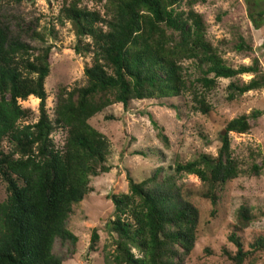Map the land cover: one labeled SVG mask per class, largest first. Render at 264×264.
I'll list each match as a JSON object with an SVG mask.
<instances>
[{
	"label": "trees",
	"instance_id": "trees-1",
	"mask_svg": "<svg viewBox=\"0 0 264 264\" xmlns=\"http://www.w3.org/2000/svg\"><path fill=\"white\" fill-rule=\"evenodd\" d=\"M93 1L104 11L89 8L83 0H61L56 14L57 22L68 21L75 31L74 52L91 53V64L84 67L83 85L70 89L58 85L53 117L46 108L44 84L53 47L48 38L54 41L56 29L48 24L38 30L23 28L17 22L13 31L0 14V178L7 193L0 203V264H62V257L53 251L55 241L76 244L78 237L68 227L75 205L92 191L91 178L111 169L110 142L89 118L114 104L185 94L190 95L194 111L209 116L208 96L217 79H235L227 86L229 100L264 88V70L257 58L234 68L208 38L206 19L194 8L206 0ZM260 2L264 0H253L255 5ZM257 15L251 16L256 27L264 21V12ZM247 43L238 36L233 48L250 49ZM185 61L194 64L198 76L189 72ZM244 73L253 76L240 83L238 76ZM31 95L39 99L38 118L21 124L32 112L18 101ZM260 114L252 110L224 120L218 126L215 156L203 153L176 162L173 174L165 177L160 169L140 182L128 177V191L107 195L114 214L106 227L116 236L111 264H185L198 235L200 214L189 200L194 194L184 195L174 175L192 174L204 183L197 194L210 201L214 216L224 186L244 173L229 133L248 132ZM148 117L166 145L163 128L150 113ZM57 130L65 133L61 146L52 138ZM3 141H8L9 149L2 148ZM263 169L264 163H252L249 172L259 176ZM254 219L251 207H238L236 223L226 237L235 248L225 245L220 252L231 264H245L264 252V236L245 242L240 234ZM98 239L94 229L89 250ZM203 251L212 252L208 247Z\"/></svg>",
	"mask_w": 264,
	"mask_h": 264
},
{
	"label": "rangeland",
	"instance_id": "rangeland-1",
	"mask_svg": "<svg viewBox=\"0 0 264 264\" xmlns=\"http://www.w3.org/2000/svg\"><path fill=\"white\" fill-rule=\"evenodd\" d=\"M83 2L89 8L104 11L102 5L93 0ZM60 5L61 0L0 1V14L13 31H17V22L23 28L29 25L37 30L47 24L53 25L57 31L54 41L48 38L53 47L50 72L44 84L46 108L51 117L58 85L62 84L67 89L83 85L84 67L91 64V53L81 56L74 52L76 34L70 22L60 24L55 19ZM194 8L204 15L207 36L213 45L220 48L228 65L234 68L250 65L257 58L260 69L264 70V21L256 27L251 18H258L257 14L264 12V2L255 5L253 0H206L197 3ZM238 36L249 43L250 49L246 46L242 50L233 48ZM23 37L27 42L34 43L30 42L28 35ZM184 66L195 77L199 75L191 61H185ZM252 76L250 73L241 74L238 81L246 82ZM232 80L235 79H217L216 88L208 96V102L212 105L209 116L194 111L190 95L185 94L165 100L131 101L127 106L114 104L89 118V123L110 142L108 164L111 169L91 178L92 191L75 205V213L70 216L68 227L78 237L76 244L63 245L59 240L55 241L53 251L62 257V264H111L110 254L116 236L106 227L114 214L112 201L107 195L128 191V177L140 182L151 177L158 169L160 176L165 177L173 174L172 168L176 162H186L203 153L215 156L219 144L218 126L224 120L248 114L252 110H258L261 114L251 121V129L246 133H229L233 154L244 173L224 186L214 216L210 201L197 194L204 189V183L197 176L174 175V181L184 195L189 192L194 194L189 200L200 214L198 235L185 264H231L220 252L225 245L232 250L235 248L226 237L236 223V211L240 205L251 207L255 213L249 227L240 232L245 242L264 236V172L259 176L249 172L252 163H264V88L229 100L227 86ZM18 102L32 112L31 117L21 121V124L35 122L39 99L31 95ZM160 102L166 105H160ZM149 113L163 128L168 138L166 145L158 137V130L152 125ZM110 115L112 118H107ZM64 136L65 133L60 130L52 133L57 146L63 144ZM2 148L9 149L8 141L2 142ZM6 195L5 183L0 178V203ZM94 229L99 239L94 250H89ZM205 247L212 251L211 254L203 251ZM245 264H264V252L257 253L255 260L246 261Z\"/></svg>",
	"mask_w": 264,
	"mask_h": 264
}]
</instances>
